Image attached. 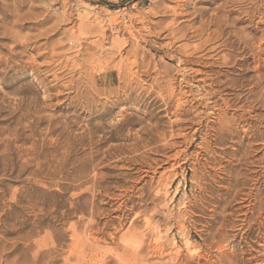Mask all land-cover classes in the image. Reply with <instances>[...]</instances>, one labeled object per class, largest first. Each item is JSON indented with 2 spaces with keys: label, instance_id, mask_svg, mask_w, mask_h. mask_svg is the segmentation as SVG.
<instances>
[{
  "label": "rangeland",
  "instance_id": "obj_1",
  "mask_svg": "<svg viewBox=\"0 0 264 264\" xmlns=\"http://www.w3.org/2000/svg\"><path fill=\"white\" fill-rule=\"evenodd\" d=\"M262 21L0 0V264H264Z\"/></svg>",
  "mask_w": 264,
  "mask_h": 264
},
{
  "label": "bare ground",
  "instance_id": "obj_2",
  "mask_svg": "<svg viewBox=\"0 0 264 264\" xmlns=\"http://www.w3.org/2000/svg\"><path fill=\"white\" fill-rule=\"evenodd\" d=\"M215 11H216V10H215ZM216 14H217V13H216ZM212 17H216V16H212ZM227 18H228V17H227ZM211 20H212V19H211ZM214 20H216V22H217V19H216V18H215ZM235 20H236V19H235ZM214 22H215V21H214ZM262 22H263V21H262ZM211 23H212V24H215V23H213V22H211ZM219 23H220V22H219ZM263 23H264V22H263ZM216 24H217V23H216ZM257 26H258V25H257ZM257 28H258V27H257ZM259 28H260V27H259ZM253 29H254V28H253ZM220 31H221V30H220ZM262 31H263V30H262ZM259 32H260V31H259ZM263 32H264V31H263ZM187 34H188V33H187ZM235 38H236V37H235ZM253 39H254V38H253ZM227 41H228V40H227ZM249 42H250V41H249ZM253 43H254V42H253ZM261 45H262V43H261ZM260 47H261V46H260ZM242 52H243V51H242ZM193 53H194V52H193ZM215 53H216V52H215ZM192 56H193V55H192ZM186 60H187V59H186ZM181 61H182V60H181ZM187 70H188V69H187ZM184 74H185V73H184ZM184 76H185V75H184ZM178 84H179V83H178ZM176 85H177V84H176ZM181 88H182V87H181ZM202 89H203V88H202ZM187 92H188V90H187ZM186 94H187V93H186ZM186 94H185V95H186ZM178 97H179V96H178ZM182 97H183V96H182ZM185 97H186V96H185ZM185 97H183V98H185ZM200 97H201V96H200ZM183 101H185V100H183ZM170 104H171V103H170ZM187 104H188V103H187ZM179 106H181V105H179ZM193 107H194V106H193ZM181 108H182V107H181ZM191 108H192V107H191ZM177 109H178V108H177ZM177 109H176V110H177ZM182 109H183V111L185 110L184 108H182ZM189 109H190V108H189ZM189 109H188V110H189ZM190 110H191V109H190ZM214 110H215V109H214ZM248 110H249V109H248ZM181 111H182V110H181ZM178 112H179V110H178ZM188 112H189V111H188ZM176 113H177V112H176ZM182 113H183V112H182ZM184 113H185V112H184ZM191 113H192V112H191ZM187 114H188V113H187ZM212 114H213V113H212ZM259 114H260V113H259ZM173 115H174V114H173ZM180 115H181V114H180ZM189 115H190V114H189ZM152 116H153V115H152ZM178 116H179V115H178ZM153 118H154V117H153ZM216 118H217V117H216ZM180 119H181V118H180ZM199 119H200V118H199ZM152 120H153V119H152ZM181 120H182V119H181ZM190 121H191V119H190ZM193 122H194V120H193ZM193 122H192V123H193ZM173 123H174V122H173ZM195 123H196V122H195ZM184 124H185V123H184ZM186 124H187V123H186ZM176 125H177V124H176ZM193 125H194V124H193ZM193 125H192V126H193ZM195 125H196V124H195ZM157 126H158V125H157ZM172 126H173V125H172ZM178 126H179V125H178ZM180 126H181V125H180ZM184 126H185V125H184ZM184 126H183V128H184ZM186 126H187V125H186ZM200 126H201V125H200ZM210 126H211V125H210ZM187 127H188V126H187ZM145 128H146V127H145ZM145 128H143V129L141 130V132H144ZM190 128H191V126L189 127V129H190ZM193 128H194V127H193ZM237 128H238V127H237ZM155 129H156V128H155ZM184 129H186V128H184ZM181 130H182V126H181ZM152 131L154 132L153 129H152ZM196 132H197V129L194 131V134H196ZM188 133H189V132H188ZM188 133H187V135H189ZM198 133H199V132H198ZM139 135H140V134H139ZM143 136H144V135H143ZM145 136H146V135H145ZM185 136H186V134H185ZM194 136H195V135H194ZM172 137L175 138L176 135H174V136H172ZM187 137H189V136H186V138H187ZM193 138H194V137H193ZM165 139H166V138H165ZM184 139H185V138H184ZM187 139H188V138H187ZM189 139H190V138H189ZM189 139L186 140V141L188 142V141H191V140H192V139H191V140H189ZM175 140H176V139H175ZM203 141H204V140H203ZM184 143H185V142H184ZM203 144H204V143H203ZM199 145H200V144H199ZM201 145H202V144H201ZM201 145H200V146H201ZM137 146H138V145H137ZM203 147H205V145H203ZM172 148H173V147H172ZM203 150H204V149H203ZM164 152H166V150H164ZM162 161H163V160H162ZM206 162H207V161H206ZM191 170H192V169H191ZM145 171H146V170H145ZM183 171H185V170H183ZM146 172H148V171H146ZM174 172H176V173L173 174L174 176L170 175V176L168 177V179H167L169 185H170V184H173V183L175 182L176 179L180 178V175L177 173V170H175ZM184 173H185V172H184ZM186 173H187V172H186ZM171 174H172V173H171ZM182 179H183V180L186 179V175H185V174H184V176H182ZM181 182H182V181L179 182V184H178L177 187L181 186ZM202 184H203V183H202ZM198 185H199V184H198ZM200 186H201V185H200ZM165 187H166V186H165ZM179 189H180V188H179ZM167 191H168V190H167ZM178 191H179V190H178ZM176 192H177V191H176ZM179 193H180V192H179ZM186 193H187V192H186ZM235 196H236V195H235ZM242 198H243V197H242ZM152 199H153V198H152ZM174 199H175V197H174ZM183 199H185V198H183ZM247 199H248V198H247ZM167 200H168V199H167ZM186 201H187V200H186ZM186 201H185V202H186ZM240 203H241V202H240ZM184 204H185V203H184ZM252 208H253V207H252ZM251 211H252V210H251ZM143 215H144V214H143ZM154 216H155V215H154ZM245 219H246V218H245ZM152 234H153V233H152ZM152 236H153V235H152ZM163 245H164V244H163ZM136 247H137V246H136ZM131 248H132V247H131ZM161 248H162V247H161ZM134 249H135V248H134ZM154 249H155V248H154ZM136 250H137V249H136ZM138 253H139V252H138ZM136 254H137V252L134 253V255H136ZM138 255H139V254H138ZM103 262H104V261H103Z\"/></svg>",
  "mask_w": 264,
  "mask_h": 264
}]
</instances>
